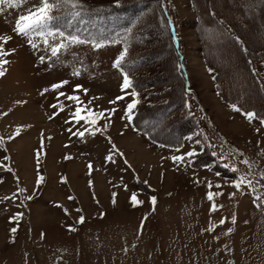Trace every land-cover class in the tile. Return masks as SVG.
<instances>
[{
  "label": "rangeland",
  "instance_id": "1",
  "mask_svg": "<svg viewBox=\"0 0 264 264\" xmlns=\"http://www.w3.org/2000/svg\"><path fill=\"white\" fill-rule=\"evenodd\" d=\"M38 2L27 0L19 9L4 6L0 12V36L12 37L3 46L6 51L15 50L5 57L10 63L5 65L6 75L0 78V137L5 141L0 145V165L12 169L8 172L0 167V264H264V207L256 206L264 203V179L259 176L264 169V139L257 137L256 143L244 147L235 136L220 135L213 114L204 108L203 95L213 93L216 82L195 29L192 0H163L189 78V115L194 114L199 124L195 132L180 138L178 145L170 146L151 141L125 118L132 89L121 90L122 73L113 67L122 51L121 43L99 50L89 44L76 45L49 60L50 49L45 50L39 37L35 38L39 47L32 49L26 38L14 33L18 15L26 14ZM259 22L264 23L263 19ZM54 42L58 41L50 40V44ZM168 55L171 70L173 58ZM40 56H45L44 63H40ZM258 69L264 76L263 63ZM77 70L80 74L73 75ZM62 80L70 83L58 91L71 93L80 84L89 90L87 95L78 93L85 103L100 97L93 101L95 110L117 109L110 121H100L101 125L111 124L106 134L70 137L64 123L67 111L48 118L54 114L50 105L57 103L58 95L51 85ZM44 88L49 91L41 95ZM120 96L124 99L109 103ZM220 99L232 109V103ZM17 127L22 128L21 135L9 141ZM109 136L123 153L114 154V162L105 159L111 151ZM37 150L41 153L39 165ZM191 150L201 156L199 160L194 156L186 157L183 164L172 161L173 155ZM4 156L10 160H4ZM244 159L256 162L259 168L250 170L242 163ZM207 161L209 164H204ZM89 163L93 165L91 173ZM225 163L237 167L238 173L225 168ZM38 173L45 176L40 185H36ZM234 175L255 177L257 192L246 187L237 191L229 183ZM61 177L67 183H62ZM195 178L199 184L194 183ZM207 181L212 182L213 192L223 193L214 201L207 199ZM216 184L223 187L217 189ZM18 187L27 191L19 194ZM114 192L118 194L115 205ZM233 192L236 195L230 199ZM13 193H18V198ZM133 193L142 203H130ZM27 195L33 199H25ZM256 195L261 201L254 200ZM69 196L74 199L69 200ZM152 196L157 198L155 205ZM213 202L218 206L215 212L210 211ZM77 208L82 211L78 213ZM17 213L22 217L13 221ZM80 215L85 217L83 223L79 222ZM225 217L226 222L221 224ZM12 227L17 228L15 234Z\"/></svg>",
  "mask_w": 264,
  "mask_h": 264
},
{
  "label": "trees",
  "instance_id": "2",
  "mask_svg": "<svg viewBox=\"0 0 264 264\" xmlns=\"http://www.w3.org/2000/svg\"><path fill=\"white\" fill-rule=\"evenodd\" d=\"M83 2L88 8L83 16L86 26L75 18L71 25L61 20L58 26L67 31L87 27L91 33H102L111 39L119 32L122 47L126 38L130 53L123 67L131 69L135 90L140 93L131 123L155 143L178 145L180 138L195 132L199 124L194 114L189 115L180 42L172 33L163 0H121L118 7L115 0ZM192 3L195 29L219 96L243 111H254L257 117H264V76L258 69L260 62L264 64V23L259 22L264 21V0H192ZM137 20L132 35L127 36L124 29ZM220 20L224 21L222 26L218 24ZM220 27L229 35L221 37ZM179 112L181 117L177 118ZM205 149L210 146L205 144ZM197 156L199 160L201 156Z\"/></svg>",
  "mask_w": 264,
  "mask_h": 264
},
{
  "label": "snow or ice",
  "instance_id": "3",
  "mask_svg": "<svg viewBox=\"0 0 264 264\" xmlns=\"http://www.w3.org/2000/svg\"><path fill=\"white\" fill-rule=\"evenodd\" d=\"M27 0H0V12H3L4 6H6L8 9L16 8L19 9L23 3H26ZM121 0H115V5L118 7L120 6ZM88 11V8L84 4L83 0H39L37 4H35L33 7H30L26 14H20L18 15V18L15 21L14 26V33L17 36L24 37L27 39L28 45L32 49H37L39 45L35 42V38L39 37L43 45L45 46V50L50 49L51 55L48 57L49 60H51L52 57L59 58V54L64 51L66 52L70 47H74L76 45H84L89 44L93 47L94 50H99L102 47L107 46L108 44H119L121 43V34L117 32L115 34V38L111 39L108 36H105L104 34H94L91 33L87 27H76L75 31H67L64 29H61L58 26V22L61 20H66L69 25L72 24L73 19H78L82 25H87V21L84 20L83 16L84 13ZM213 16H215V13H212ZM139 23V21H134L132 27H128L124 29V32L127 34V36H131L133 33V28L136 26V24ZM171 23V21H169ZM219 26H222L224 24L223 20H220L218 22ZM220 32L221 37H226L229 35L228 31L224 30L222 27L218 28ZM11 36H0V78H3L6 75V68L5 65L9 64L10 61L8 59H5L7 56H11L15 50H12L11 52L6 51L3 44L7 43V41L11 40ZM237 42L239 41L238 37H235ZM50 40L52 41H58L50 44ZM242 43V42H241ZM246 51V49H245ZM130 53V45L127 42V39L125 38L123 41V48L122 51L119 53L117 58L113 62V67L119 69L123 76V83L121 90L127 92V90L132 89L130 92H128V95L131 97V102L127 103V107L125 110V118L129 121L132 120V113L133 110L136 109L137 105L140 103V93L135 90L134 86V79L131 78V69L126 70L123 65L126 63L127 58ZM40 63H44L45 56L39 57ZM211 71V69H210ZM80 73L79 71H74L73 75L78 76ZM70 83L69 80H62L58 83H54L51 85V90L58 91L62 88H64L66 85ZM49 91L48 88H44L41 91V95H44ZM83 92L85 95L88 93V89L83 88V85L77 84L75 85L71 93H67L64 91H58L57 95V103L50 105L54 109V114L49 115V119H54L56 115H59L61 112L68 113L67 118L64 120V123L68 125L66 131L68 132L70 137H78L83 139L85 137V134H89L92 136H95L97 132L101 134H106L108 129L110 128V123H104L103 125L100 124V121H110L111 116L115 114L117 111L116 108H109L104 110H95L93 105V101L100 99V97H92L85 103L80 97L78 93ZM61 97L64 98L63 101H61ZM124 99V96L117 97L116 100H112L109 103L110 104H116L118 100ZM65 101L67 103H65ZM233 111L241 112V107L237 106L236 104L231 105ZM105 113H109V115H105ZM6 116L7 113H4ZM244 115L247 117L249 121H252L257 118V113L254 111H244ZM84 122V125H81V122ZM260 123L264 125V117L260 118ZM261 129L257 128L256 131L259 132ZM22 133V128L17 127L15 129L14 135H10L8 137V140H14L16 137L20 136ZM121 135L124 133L121 132ZM43 137V133H41ZM48 140H51L52 137H47ZM109 144L111 145V151L108 155H106L105 159L114 162L113 155H119L123 156V153L119 152L117 146L112 142L111 137H107ZM189 139H191L189 137ZM5 141L3 137H0V145H4ZM43 145V140H42ZM67 147V145H66ZM5 152L7 151V147H4L3 149ZM177 152L180 151V148L178 147L176 149ZM197 153L194 150L188 151L182 155H173L171 157L172 161L174 163H180L183 164L186 161L187 158L194 157ZM36 162L37 165H39L40 161V151L37 150L36 152ZM215 155V153H213ZM241 156H243V153H240ZM65 159H72L71 156H65ZM221 159H224V157H221ZM4 160H10V157L4 156ZM125 164H127V160L124 161ZM243 164L247 165V167L252 170L254 168H259V165L251 161L250 159H244L242 161ZM0 167H6L4 165H0ZM225 168H230L231 172L233 174L238 173V168L235 166H232L228 163L224 164ZM88 168L90 170L93 169V165L91 163L88 164ZM6 170L8 172H12L11 167H6ZM217 176H219V173H217ZM259 176L261 179H264V169H261L259 171ZM255 177L249 178L248 175H234V178L229 182L232 187H234L237 191H243L246 187L247 189H250L252 193H256L257 189L254 184ZM17 185H19V177H16ZM45 182V176L42 174L37 175L36 185H40L41 183ZM62 183H67L66 178L61 177ZM0 183H3L2 180H0ZM147 183V181H145ZM194 183L199 184L200 181L198 178L194 179ZM89 185H92V181H89ZM207 186L209 188V191L207 192V199L209 201H214V197L217 195H222L221 192H213L211 189L213 188V184L211 181H207ZM215 187L217 189H220L223 187L221 184H216ZM126 188V186H125ZM27 189L25 188H19L18 187V193L22 194L25 193ZM18 193H13L14 197L18 198ZM117 193H112V203L115 205L116 203V196ZM236 195V192H233L229 195V198L232 199ZM27 200L33 199L31 195H27L25 197ZM69 200H73L74 197L69 196ZM255 201H261V196L256 195L254 196ZM157 202V198L155 196L151 197V203L155 205ZM98 203V201H97ZM130 203L135 206L142 201L137 199V195L133 193L130 197ZM58 207H62L61 205H57ZM257 207H264V203H257ZM219 207H223V205H220ZM218 210V206L215 202L211 204L210 211L215 212ZM64 211L67 213V209H64ZM76 211L79 213L82 211V209L77 208ZM22 217V213H17L15 216H13L11 219L13 221L19 220ZM227 218H223L220 223H225ZM85 221V217L83 215L79 216V222L83 223ZM236 222V217H232V223ZM70 230L74 231V228L70 227ZM212 229H209L211 231ZM142 231V226H141ZM17 232L16 227L11 228V233L15 234ZM229 232H231V229H229ZM44 235L43 233L41 234ZM218 239V238H217ZM12 242L14 243L15 240L13 239ZM126 251V250H125Z\"/></svg>",
  "mask_w": 264,
  "mask_h": 264
},
{
  "label": "crops",
  "instance_id": "4",
  "mask_svg": "<svg viewBox=\"0 0 264 264\" xmlns=\"http://www.w3.org/2000/svg\"><path fill=\"white\" fill-rule=\"evenodd\" d=\"M203 70L205 71V66H203ZM199 72L202 74L201 71ZM205 72L209 76L212 75V73L209 74L208 71ZM210 79L213 80V77L211 76ZM214 86L215 85H213V90L215 89ZM203 100L205 102L204 108L210 109L209 115H211V113L213 114L211 115L212 121H216L215 127L218 128L220 135L224 133L230 138H234L233 136H235V138H238L240 141L239 143H242L244 147H247V145H250L251 143H256L257 137H259L260 140L264 139V125L260 123V118L257 117L256 119L249 121L243 111H233V109H230V107L227 106L228 104L222 102L216 90L211 94H204ZM214 103L216 107H213ZM213 116L216 117L214 118L215 120L213 119ZM257 128L261 130L257 132Z\"/></svg>",
  "mask_w": 264,
  "mask_h": 264
}]
</instances>
